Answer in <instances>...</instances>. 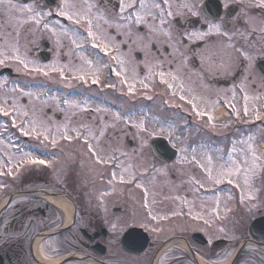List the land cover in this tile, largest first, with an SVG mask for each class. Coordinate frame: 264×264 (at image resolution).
<instances>
[{
    "label": "flooded vegetation",
    "instance_id": "flooded-vegetation-1",
    "mask_svg": "<svg viewBox=\"0 0 264 264\" xmlns=\"http://www.w3.org/2000/svg\"><path fill=\"white\" fill-rule=\"evenodd\" d=\"M53 1L55 5L58 3V0ZM44 2L45 0H32L29 6L37 5L47 11L50 7ZM219 2L220 10L213 12H218L219 17H225L226 30L231 32L238 27L244 31L243 20L237 25L231 22L232 15H235L237 10L233 9L232 15H226L228 10L223 7L224 0ZM112 3L116 4L117 0H112ZM208 12L209 15L212 14ZM61 24L66 27L67 21H61ZM201 26L199 23L196 24L197 28ZM184 27L190 28V25L185 24ZM35 34L36 31L31 37L32 43L37 42L38 45L37 40L40 37L36 38ZM246 36L247 38L243 39L236 35L231 42L247 52L251 57V63L249 64L247 60L242 64L237 62L230 74H225L224 69L220 67L219 43L227 42L226 37H211L207 48L202 43L192 45L191 50L186 53L188 57L186 64L178 57L169 63L171 57L168 54L172 49L166 45L159 54L153 50L159 59L158 66L156 65L157 84L163 87V89L159 88L158 95H165V101L171 100V106H167L166 110L175 109L174 106L179 105V109L193 113L189 104L179 100L178 89L174 88L170 91L166 85L160 83L159 71L178 70L179 79L173 83L182 82L185 96H196L199 107L202 110H210L212 114L217 108V99H225L222 96H227V90L233 88L236 99L228 102L236 106L241 118L244 119L245 95L249 97L248 107L252 111L257 101L255 98L264 94L262 93L264 92V36H261L258 30L254 34L246 33ZM124 39L125 37L116 36L117 42ZM130 47L132 50L141 49L139 46H130L127 43L120 46V51L127 54L129 60L126 75L128 82L132 83L127 74L130 57L133 56L137 63H142L145 55L142 52L130 51ZM27 51L31 59L40 53L38 46L33 47L32 44ZM72 52L79 54L78 67L82 64L80 56L83 55L94 62L92 70H95L97 50L92 49L91 46H83V48L75 47ZM237 55L233 53L234 57ZM45 56L51 62L53 57L59 56V52L56 54L49 45ZM68 57L69 54L66 59ZM224 59L227 60L226 57ZM160 61H163L162 69L159 67ZM101 63L115 67L110 56H104ZM107 74L109 80L106 79ZM57 75L58 72H49V76L42 77L49 79ZM101 75V79L104 77L102 84L110 82L117 85L116 88L108 87L107 96L122 105L124 112H127L129 108L126 105H129L130 101L128 89L119 83V78L110 68L103 69ZM99 86L100 84L90 83L88 87L87 84L78 81V91L81 92H86L84 88H88L91 89L90 92L96 90L98 93ZM137 87L135 90L138 89ZM172 91L176 93L175 96ZM213 102H215L214 108ZM84 107H89L87 109L90 111L80 114L90 115L95 108ZM80 109L81 107H78V111ZM102 109L109 111L105 107ZM56 118L60 119V116ZM87 118L90 119V116ZM78 125L83 133L82 138L69 143L60 140L57 135L59 145L55 148L51 144L45 147L36 140L20 136L15 128L10 127L11 129L6 130L9 133L5 136H11V139H6L10 142V146L6 145L7 148L10 147V154L7 150H0V162L13 157L19 158L22 153L11 146L16 144L23 148V151L50 161L52 166L25 167L15 179L7 175L0 176V185H6L0 188V264H62L63 261H67V264H233L230 260L234 256L235 264H264V202H251L257 204L255 208H251L250 204L248 208L240 203L221 204L219 209L222 217L225 205L232 211L228 213L226 219H213L211 226L205 225L204 220L195 221L191 218L189 209L184 205L179 210L174 209L178 210L179 215L161 219L160 217L165 214L164 211L168 209H164L162 204L154 207L151 202V192H147L148 208L144 207V190L147 187L136 188L135 190L139 192L132 195L131 186L135 183L119 182L121 174L125 175L126 179L129 175L122 173L121 170L126 167L127 155H117L118 151H116V161L100 166L94 165L86 154L87 145L84 144V139H89L93 145L96 139L88 137L81 126L88 125L93 136H96L98 130L99 132L103 130L104 137L107 138L109 131L115 130L114 124L105 122ZM243 126L253 127L252 122L240 124L239 127L243 128ZM128 130L120 129L119 133L124 134ZM108 140L111 146L104 153L119 149L121 141L127 145L129 143L126 137L121 141L110 138ZM104 147L106 148V145ZM117 161L121 167H116ZM7 167L8 165L4 164L0 170L6 171ZM155 167L154 162L148 167V173ZM12 170L15 176L16 168L13 167ZM113 172L116 173L117 179L109 183ZM130 172L135 175L136 182L140 183L139 180L143 177L136 175L138 171L130 169ZM135 195H139L138 201ZM170 206L172 205H168ZM149 210L157 217L156 219L150 218ZM261 218L263 220L250 229L252 222ZM113 223L117 224L115 230L111 227ZM221 227L225 230L223 233L219 231ZM153 228L158 231H152ZM41 245L44 246L43 252ZM226 252H230L231 255L225 258Z\"/></svg>",
    "mask_w": 264,
    "mask_h": 264
},
{
    "label": "snow or ice",
    "instance_id": "snow-or-ice-1",
    "mask_svg": "<svg viewBox=\"0 0 264 264\" xmlns=\"http://www.w3.org/2000/svg\"><path fill=\"white\" fill-rule=\"evenodd\" d=\"M0 5L4 6L5 14L10 15L13 12H28L30 15L24 23H34L37 28L41 26L43 29L52 33L53 36L59 37L60 34L64 36H69L70 30L66 27L61 26L60 32L58 33L55 27L50 26L46 22V17L55 15L57 17H63L65 20L70 22L79 28H83L86 33V37L81 38L79 31L71 30V42L76 48H83L84 44L91 43V48L98 50L103 53L105 57L111 58L115 67H111L109 64H102L99 61L95 63V70L93 71L94 62L87 59L83 55L80 56L82 64L79 67L73 68L75 73L71 77L72 80H77L81 83L88 84L89 82L93 85L101 84V72L102 69L110 68L111 72L119 78V83L124 85L128 89L129 94H134L135 83H129L126 75L127 65L129 60L127 54L120 51L121 44H129L130 46H139L142 51L150 53L155 50L158 54L161 49L165 47L171 48L172 51L168 54L172 60L177 57L180 58L181 62L186 64L188 57L186 55L187 51H190L192 45L204 44L205 48L209 46L210 38L216 37H226L227 42L220 41L219 50L221 53V64L220 67L224 69L225 74H230L234 65L239 62L243 63L244 60L251 63V57L246 51L241 47H236L231 41L233 37L239 35L241 38L246 39V33L254 34L259 31L261 36H264V0H224L223 7L228 10L226 15H232L233 9H236L235 15H232L231 22L233 25H237L243 20L244 31L240 28H234L233 31L229 32L225 27V17H219L218 19H210L209 12L206 11L207 4L206 0H117L116 4L112 3V0H95V2H90V0H80L79 3L76 0H60L55 12L51 9L45 11L39 8L37 5L25 6L24 8H17L13 3V0H0ZM57 25L60 21L55 22ZM199 23L202 26L200 28L196 27ZM185 24L190 25V28L184 27ZM115 29L116 35H123L124 40L117 42L116 35H112L108 29ZM82 40V42H81ZM57 44H59V39H57ZM158 45V47H157ZM231 49L232 51H228ZM18 49H13L14 55L6 59H15L20 65H23L25 69H29V64L32 62L26 58H21L18 55ZM132 51V47H130ZM115 53V55H111ZM233 53L238 54L233 56ZM2 55V53H0ZM79 55V54H78ZM202 56V53L200 54ZM227 58L225 60L224 58ZM241 58H243L241 60ZM5 64V59H0V65ZM68 65L57 66L44 65L33 66L29 69L30 72L41 74L44 76H49V72H58L61 80L66 79L64 69ZM159 67L163 68V61L159 62ZM18 71L20 69H17ZM155 66L149 68V74H154ZM135 70L132 71V78L136 79ZM159 80L161 84L166 85L168 90L178 89L179 90V100L191 106V111L195 113L197 117L207 116V126L215 128L216 124L213 122L214 117L210 110H202L199 107L196 96L186 97L184 94V85L173 83L179 79L178 70L164 72L159 71ZM145 79H141L138 82L142 85L144 89H149V83H146ZM71 85V80L69 81V86ZM104 87L116 88L115 83H104ZM243 90V82H242ZM13 91H19L18 89H13ZM31 97L33 94L31 92L23 93ZM175 96L176 93L173 92ZM151 99V96L147 97ZM255 99L259 100L260 97L257 96ZM245 106L243 108V117H249L250 108L248 107L249 97L245 95ZM168 103V101H165ZM64 104L69 107L75 108L79 105L74 101L65 100ZM215 107V102L212 104ZM232 113L231 115L237 119H241V113L236 108L235 105H231ZM99 111V109H97ZM0 117H7L11 120V128H15L19 131L20 136L29 137L33 140L39 142L40 145L47 147L51 144L52 147H57L60 140L68 141L71 143L73 140L79 141L83 133H81L80 128H69L67 125H63V130L61 126L56 127V134H52L50 128L47 126L46 122L38 118L35 111L32 115H29L27 110L21 108L15 101L9 105L6 101L4 104H0ZM19 118V123H18ZM119 115L116 116V120H120ZM255 120L264 121V109L257 111L253 117ZM126 124H131L132 127L137 129L138 133H147L149 135H156L157 133H148L145 121L141 119L138 123H134L131 118L125 119ZM114 126V125H113ZM224 124L223 127H227ZM8 125H5V131ZM87 132V136L99 141V137L93 136V133L88 128V125H82ZM160 135L163 134V129H161ZM101 136L104 135V131L101 130ZM256 138L254 136H249L246 140L240 141L244 147L241 149L239 157L233 158L232 153L236 149H232L229 152V159L218 165L213 164V159L211 156H207L206 162H202L200 166L203 168L205 177L204 180L210 182L213 185H220L225 181L233 185L235 188L241 190L240 204L244 205L246 208H255L257 204L251 203L253 200L257 199L256 189L253 188V178L258 174L264 177V153H258L254 146ZM264 143V140L260 141ZM84 144L87 145V153L90 160H92L94 165H107L117 160L115 152L119 149H115L112 152L104 153L103 148L99 146V143L93 145L89 142V139H84ZM12 147L17 148V150L22 153L19 158H10L7 161L0 162V167L7 164L8 167L6 171L0 170V176L7 175L9 177L17 178L20 171L25 167L33 165H44L46 167H51L50 161L40 159L31 152L23 151L19 145L12 144ZM172 147L175 148L176 144L172 143ZM184 151V149H181ZM122 155H127V153H121ZM181 159H184L183 157ZM195 159V157H194ZM16 168V175L14 176L12 168ZM116 167H121L117 161ZM133 166L130 164L128 167H123L122 173H129L127 179L125 175L121 174L119 176L120 183L132 184L135 183L137 188L143 187L140 183L136 182V177L130 172ZM145 171L147 168L145 166ZM161 171V170H157ZM241 178L243 183L241 184ZM117 179L115 172L112 173L109 183H112ZM201 187H205L204 181H196ZM6 185H0V188ZM145 192V203L144 207L148 208L147 203V189ZM103 195V193H102ZM229 200H232L231 195L228 196ZM219 197H217V201ZM250 210V208H249ZM191 211V210H190ZM232 209L225 205L223 217L220 214L219 204L217 208L210 209L207 215L209 219H205L203 215L193 216V219L200 218L204 220L205 225H212L213 219L220 220L222 218L226 219L229 212ZM173 215H179L178 212H173ZM149 216L151 219H156L155 215H152L151 210H149ZM164 219L166 217H160ZM144 226V225H142ZM112 229L117 228V224L113 223L111 225ZM152 231H158V229L153 228ZM221 233L225 230L223 227L219 229ZM43 245H41V251L43 252ZM231 255L230 252L225 253V258ZM47 258V257H45ZM62 264H67V261H63ZM235 264V261H233Z\"/></svg>",
    "mask_w": 264,
    "mask_h": 264
},
{
    "label": "rangeland",
    "instance_id": "rangeland-1",
    "mask_svg": "<svg viewBox=\"0 0 264 264\" xmlns=\"http://www.w3.org/2000/svg\"><path fill=\"white\" fill-rule=\"evenodd\" d=\"M77 3L80 2V0H76ZM90 2H94V0H90ZM60 0H58V3L50 7L55 12L57 6L59 5ZM17 8H24V7H17ZM30 13L28 12H13L10 15L5 14V9L3 5H0V59H5L4 66L0 65L1 67H11L14 71H16L19 74H28L30 75L29 69L33 66H41L44 65H68L67 68L64 69L65 71V77L66 79L61 80L60 75L55 79H51V83L41 81L40 79L34 80H25L26 82L25 86L20 85L16 82V80L7 79L5 77L0 79V104H4L5 101L11 105L13 101H15L21 108L24 110H27L29 112V115L31 116L33 111L36 112L38 118L44 120L47 124V126L50 128L52 134H56V127L61 126V130H63V125H67L69 128H78V123L87 122L84 120V115H81L82 112H89L90 110L87 109L89 107L84 106H90V104H83V107L80 109L82 110L80 113H78V107L72 108L69 107L66 104H60L59 101V94L56 90H54V85L60 84L62 87L66 89H78V81L72 80L71 77L75 75L73 68L78 67V54H75L73 51V47L75 45L71 42V33H69V36H64L63 34H60L59 37L53 36L51 32L43 29V28H37L34 23L28 22L24 23V21L27 20ZM46 22L50 24V26L55 27L57 32H60L61 24L57 25L54 20H50L49 17H46ZM71 24L70 22H68ZM72 26L74 29L75 25H68ZM66 26V28H68ZM64 27V26H63ZM69 29V28H68ZM70 30V29H69ZM114 30V31H113ZM36 31V38L40 37L37 41H43V39H46L47 42L51 45V48L55 50L56 54L59 52V59L54 58L51 62H48L46 64H39L37 62H33V60L28 56L27 48H30V45L34 47L37 46V42L32 43V35ZM112 35H116L115 29H108ZM71 32V30H70ZM85 37L86 33L83 31ZM117 36V35H116ZM124 37L123 35H119ZM57 39H59V44H57ZM82 42V40H81ZM88 44V43H87ZM90 44V42H89ZM86 44H84L85 46ZM18 49V55L21 58H26L27 60L31 61L32 63L29 64V69H25L23 65H20L16 62L15 59H6L8 57H12L14 55L13 49ZM138 51L142 52L145 55V58H143L142 63H137L136 58L133 56L130 57L131 62L128 67L127 74H129L130 81L132 83H135L136 89L134 94H130V100H131V107H139V106H145V101L148 100V96H151L150 105L148 106L150 109L155 108L157 112H159V115L156 116L152 112L146 113H129L125 115H121L118 112H115L118 114L121 119L116 120V114L111 115L112 113H109V111L102 109L103 107L93 105L95 107H98L100 110L97 111V108H94V111L89 114H85L86 116L92 117V122L94 123H113L115 130L109 131V137L105 138L104 135L101 136L98 130V128H93L98 130L96 132L95 137H99V141L95 140V145L99 143V146L103 148L104 152L106 149L110 148L109 140L108 138L112 140H118L124 137L129 139L132 142L131 149H128V147L124 144V141L120 142L119 151L116 152L117 155H120L121 153L125 152L129 154V159L125 161V166L128 167V165H132L134 168H136L140 172H145V166L149 167L153 164L154 158L151 154L149 147H148V140L154 138L155 136H163L168 137V139H171L172 143H181V134L175 133V135L171 136V131L169 128V124H161L159 122L160 117H162V114H160L161 110H157L158 106L155 105V103L160 101V98H157L155 100L154 95L157 94L159 88V84H157V62L159 59H157V56L152 52L146 53L145 51L133 49L132 52ZM32 52V48H31ZM67 54H69V57L66 59ZM100 60L99 58L97 61ZM145 60V61H144ZM165 64V63H164ZM167 64V62H166ZM157 65V66H156ZM155 66V72L154 74H149V68ZM17 69H20L19 71ZM135 70L136 72V79L134 80L132 78V71ZM103 71V69H102ZM166 73L168 70H164ZM105 72V71H104ZM102 73V72H101ZM106 76V75H105ZM145 77H148V79L145 81L146 83H149L150 87L149 89H145L143 87L139 88V86H142L138 81L141 79H145ZM109 80L108 74L107 78ZM71 80V85L69 86V81ZM104 80V77L102 81ZM29 82V83H28ZM47 85V90L43 88L45 85ZM41 83V84H40ZM110 83V82H105ZM104 84V83H103ZM101 83L99 86L100 90L108 91V87H104ZM32 85V88L30 87ZM90 83L87 84L89 87ZM13 89H18L19 91H13ZM163 89V87L161 88ZM91 89L84 88V91H90ZM45 91V92H44ZM49 91V92H48ZM31 92L33 95L31 97L24 95L23 93ZM173 92V91H172ZM264 93V92H262ZM44 94V95H43ZM226 99V101H231L236 99L235 98V92L233 88L227 90V96H222ZM85 99V98H84ZM68 101H74L78 104V97H71L68 98ZM171 100L168 101L170 103ZM60 106H64L65 108H61ZM238 107V106H237ZM48 109L50 110L48 112ZM217 109V108H216ZM264 109V108H263ZM53 113L60 114L61 119L57 120L53 119L54 115ZM51 114V115H50ZM191 116V119L194 121H197L198 123H205L204 116L203 117H197L194 113H189ZM145 115V118H141V116ZM207 117V116H206ZM3 118H6L7 120H3ZM131 118V120L134 123H138L141 119L145 121V124L147 126L148 133H157L156 135H149L147 133H138L137 129L135 127H132L131 124H126L124 121L125 119ZM220 118H223L225 120V115L223 114ZM3 121L0 120V131L5 128V125H8V127L11 125V120L7 117H0ZM183 118L179 117V121L183 122ZM207 120V119H206ZM19 123V118H18ZM221 124V123H220ZM159 128V129H158ZM120 129H129L128 131H125L126 133L121 134L119 132ZM161 129H163V134L160 135ZM196 134V133H195ZM250 135L244 136L241 141L246 140ZM3 141V140H2ZM0 141V150H7L8 154H10V147L7 148L6 145H8L5 141ZM220 141V140H219ZM219 141H213L209 142V144H188V146H185L183 148L178 147L179 156L177 160H175L172 164L168 165H158L155 170H153L150 174V177L145 179L144 182H146L144 185L147 187V192H151V202L154 207L157 206V204H162L164 209H168L166 212L164 211V216L166 218L174 217L172 214L174 211L178 212L179 208H181L182 205L188 206V209L191 213V218L193 216L203 215L205 219H209L210 217L207 215L210 209L217 208V204H228V203H240V196H241V190L239 188H235L233 185L228 184L226 181L220 185H213L210 182H207L204 180L205 173L203 168L200 166L202 162H206V157L211 156L213 159V164L218 165L219 163H222L224 161H227L229 159V152L234 149L231 147V150L228 151L226 154H224L223 149L224 146L222 144H225L224 142L221 143ZM240 142V141H239ZM237 142L238 147L240 149L236 152L232 153L233 158L239 157L241 149L244 147V145ZM9 143V142H8ZM6 144V145H5ZM236 144V147H237ZM264 145V143H262ZM106 145V148L104 147ZM3 146V147H2ZM10 146V145H8ZM189 149H192V153L189 154ZM261 149L264 147L260 146ZM181 149H184V151H181ZM236 149V148H235ZM128 151V152H127ZM35 154H37L35 152ZM234 154H238V156L234 157ZM184 159H181V158ZM189 157V158H188ZM195 157V159H194ZM132 169V168H131ZM148 170V168H147ZM161 170V171H157ZM172 171V172H171ZM174 175V177H173ZM142 179V180H144ZM196 181H204L205 187H201L199 183ZM243 183V180L241 178V184ZM253 188L256 189L258 193V199L253 200L252 202H264V177L260 176L259 174L253 178ZM225 187L226 189L219 191V188ZM133 189L136 188L135 184H132ZM235 190L236 193H232L231 189ZM134 191V192H133ZM131 191V194L133 195L135 193V190ZM231 195L233 197L232 200L228 199V196ZM148 196V195H147ZM139 195H135L136 200L138 201ZM217 197H219V200L217 201ZM239 197V198H238ZM140 201V200H139ZM168 205H172L168 207ZM178 210H174V209ZM171 209V210H169ZM171 216V217H170ZM164 218V220L166 219ZM181 218V217H180ZM200 218L194 219L199 220ZM214 219V218H212ZM203 220V219H200Z\"/></svg>",
    "mask_w": 264,
    "mask_h": 264
},
{
    "label": "water",
    "instance_id": "water-1",
    "mask_svg": "<svg viewBox=\"0 0 264 264\" xmlns=\"http://www.w3.org/2000/svg\"><path fill=\"white\" fill-rule=\"evenodd\" d=\"M24 1L26 0H23V2ZM151 148L155 156H157L160 160L164 162L171 161L175 156V153L172 151V149L168 147V145L163 140H161V142L159 143H156L155 145L153 143L151 145Z\"/></svg>",
    "mask_w": 264,
    "mask_h": 264
},
{
    "label": "bare ground",
    "instance_id": "bare-ground-1",
    "mask_svg": "<svg viewBox=\"0 0 264 264\" xmlns=\"http://www.w3.org/2000/svg\"><path fill=\"white\" fill-rule=\"evenodd\" d=\"M216 115H218L217 117H221L223 115V111L221 109H219Z\"/></svg>",
    "mask_w": 264,
    "mask_h": 264
}]
</instances>
